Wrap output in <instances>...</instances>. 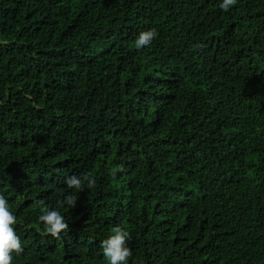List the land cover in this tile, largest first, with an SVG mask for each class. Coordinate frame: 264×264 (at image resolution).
<instances>
[{"label":"trees","instance_id":"trees-1","mask_svg":"<svg viewBox=\"0 0 264 264\" xmlns=\"http://www.w3.org/2000/svg\"><path fill=\"white\" fill-rule=\"evenodd\" d=\"M221 2L0 0L11 264H107L115 226L128 264H264V0ZM85 174L94 187H67Z\"/></svg>","mask_w":264,"mask_h":264},{"label":"clouds","instance_id":"clouds-1","mask_svg":"<svg viewBox=\"0 0 264 264\" xmlns=\"http://www.w3.org/2000/svg\"><path fill=\"white\" fill-rule=\"evenodd\" d=\"M236 3L237 0H222L219 8L227 12ZM156 35L154 29L141 31L134 41V47L140 50L149 46ZM112 175L114 177L115 172ZM85 182L89 188L94 187L96 184L95 178L87 174L82 177L73 175L65 180L67 187L76 191H82ZM76 201L77 197L69 194L57 203L61 207L67 205L69 208H75ZM34 206L42 208L43 214L38 217V220L43 223L45 234L54 239H60L61 233H66L69 230V225L65 222L64 217L58 211L49 210L48 207L44 206L43 200L35 201ZM16 223L17 218L9 210L8 201L0 194V264H11L12 254H20L24 250L21 239L14 229ZM111 232L112 235L100 242V248L107 264H128V258L132 255L130 248L127 246L128 240L131 239L130 233L121 226L113 227Z\"/></svg>","mask_w":264,"mask_h":264}]
</instances>
